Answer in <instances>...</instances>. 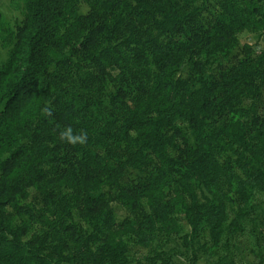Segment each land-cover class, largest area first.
Wrapping results in <instances>:
<instances>
[{"label":"trees","instance_id":"trees-1","mask_svg":"<svg viewBox=\"0 0 264 264\" xmlns=\"http://www.w3.org/2000/svg\"><path fill=\"white\" fill-rule=\"evenodd\" d=\"M23 2L0 12V264H264V0Z\"/></svg>","mask_w":264,"mask_h":264},{"label":"rangeland","instance_id":"rangeland-1","mask_svg":"<svg viewBox=\"0 0 264 264\" xmlns=\"http://www.w3.org/2000/svg\"><path fill=\"white\" fill-rule=\"evenodd\" d=\"M24 2L23 0H0V12L6 17V19L12 23L16 24L23 20L24 14ZM245 44H253L254 50H259L263 47V42L261 41V38L257 35L244 33L241 36V45L237 50V58H243L244 52H245ZM8 48H3L2 43L0 41V66L3 64V62L7 59L8 56ZM237 58L235 60H237ZM187 72V69L185 70ZM260 112L264 113V99L262 100V103L259 105ZM125 185H128V181H124ZM119 219H124L125 217L129 216L126 209H124L119 204H114ZM148 252L147 249L140 248L137 246L131 247V253L133 256L141 257L142 255L146 254ZM255 264L256 261L252 255L249 253H246L243 261L240 262V264Z\"/></svg>","mask_w":264,"mask_h":264}]
</instances>
